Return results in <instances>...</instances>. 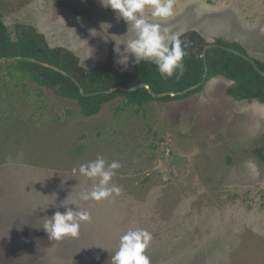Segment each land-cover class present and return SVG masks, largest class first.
<instances>
[{
  "label": "rangeland",
  "instance_id": "1",
  "mask_svg": "<svg viewBox=\"0 0 264 264\" xmlns=\"http://www.w3.org/2000/svg\"><path fill=\"white\" fill-rule=\"evenodd\" d=\"M173 16L171 33L238 42L264 63V0H175ZM0 20L12 36L16 24L34 27L86 72L114 49L115 67L134 70V33L101 0H0ZM229 85L212 77L189 97L142 107L119 96L85 118L76 102L2 71L0 264H111L129 229L151 233V264H264V164L253 154L264 151V105L235 101ZM98 155L121 164L110 181L121 193L85 202L93 182L72 169ZM63 201L91 220L57 241L42 226Z\"/></svg>",
  "mask_w": 264,
  "mask_h": 264
},
{
  "label": "trees",
  "instance_id": "2",
  "mask_svg": "<svg viewBox=\"0 0 264 264\" xmlns=\"http://www.w3.org/2000/svg\"><path fill=\"white\" fill-rule=\"evenodd\" d=\"M61 5L75 16L89 18L87 13L79 11L68 3H61ZM179 36L188 44L187 55L183 59L185 70L179 78L176 74L171 78H164L154 64L144 61L135 63L132 72L120 71L113 64V50H108L106 59L96 65L93 70L87 71L86 78L80 79L73 73V70L78 68L79 61L71 51L62 47H50L45 37L32 26L16 24L12 36L0 20V59L32 58L68 73L76 82L53 70L24 61H0V73L5 71L7 76L14 80H29L40 87L53 90L63 99L76 102L81 115L85 118L94 117L101 111L103 105L119 96L125 99V107H142L152 101L167 102L183 99L199 92L212 77H223L231 82V85L226 88V94L235 101L248 103L257 101L264 105V76L257 72L248 61L221 49V46L234 49L248 56L240 43L227 42L220 38L208 43L196 31H189ZM208 44H214L217 47L208 49L205 59H202L200 57L202 50ZM251 59L264 73V63ZM205 68H207L205 83L195 91L176 98H153L145 87L132 92L100 93L117 87L130 89L141 84L147 85L155 94L178 93L200 83ZM57 86H59L58 89ZM79 87L87 96L80 94ZM253 154L264 164L262 149L254 150Z\"/></svg>",
  "mask_w": 264,
  "mask_h": 264
},
{
  "label": "clouds",
  "instance_id": "3",
  "mask_svg": "<svg viewBox=\"0 0 264 264\" xmlns=\"http://www.w3.org/2000/svg\"><path fill=\"white\" fill-rule=\"evenodd\" d=\"M101 3L116 12L117 17L126 22L128 29L131 27L134 37L127 42L125 53H130L136 64L141 61L150 62L164 78H171L174 74L177 78L183 75L187 41L156 22L174 15L175 0H101ZM123 57L120 63L127 67L128 55ZM120 167L118 161L108 162L99 155L94 160L73 167V175L83 176L93 182L90 190L85 189L79 193V199L99 202L119 195L121 188L110 184V181ZM70 203L75 204L77 210L67 208ZM61 206L66 210L63 213L56 211L47 217L42 226L47 237L57 241L64 237H77L81 223L91 220L90 213L81 210L74 201H63ZM151 240L152 235L147 230L129 229L120 236L111 264H151L145 254Z\"/></svg>",
  "mask_w": 264,
  "mask_h": 264
},
{
  "label": "water",
  "instance_id": "4",
  "mask_svg": "<svg viewBox=\"0 0 264 264\" xmlns=\"http://www.w3.org/2000/svg\"><path fill=\"white\" fill-rule=\"evenodd\" d=\"M212 47H217V45H214V44H208V45H206V46L203 48V50H202V54H201L200 57H201L202 59H205V53H206V51H207L208 49L212 48ZM221 49H224L225 51H227V52H229V53H232V54H234V55H237V56L241 57L242 59L248 61L249 63L252 64V66L254 67V69H255L257 72H259L262 76H264V73L261 72V71L257 68L256 64L254 63V61H253L250 57H248V56H246V55H243V54L239 53L238 51H236V50H234V49L225 48V47H222V46H221ZM0 61H2V62H6V61H7V62L24 61V62H29V63L37 64V65L43 66V67H45V68H48V69H50V70H53L54 72H57V73H59V74H62V75L65 76V77L71 78L74 82H76L75 79L72 78V76L69 75L68 73H66V72H64V71H62V70H60V69H58V68H56V67H54V66H52V65H49V64L44 63V62L37 61V60L32 59V58H26V57H13V58H7V59H0ZM73 73L76 74V75H78V77H79L80 79H84V78H86V77L88 76V75H87V72H86L85 70H83L82 68H80V67L75 68V69L73 70ZM206 77H207V68H205V73H204L203 78H202V81H201L200 83H198V84H196V85H194V86H192V87H189V88H187L186 90H184V91H182V92H178V93L155 94V93H153L152 90H151L147 85H145V84H141V85H139V86H137V87L130 88V89H125V88H123V87H117V88L109 89V90H107V91H103V92H100V93H101V94H110V93L115 92V91L132 92V91H136V90H138V89H140V88L145 87V88L148 90L149 94H150L153 98H157V99H158V98H163V97L176 98V97L184 96V95H186L187 93L193 92V91H195L196 89H198L199 87H201V86L205 83ZM56 88L58 89L59 86H57ZM79 91H80V94H81V95L87 96V95L84 94L82 88L79 87Z\"/></svg>",
  "mask_w": 264,
  "mask_h": 264
},
{
  "label": "crops",
  "instance_id": "5",
  "mask_svg": "<svg viewBox=\"0 0 264 264\" xmlns=\"http://www.w3.org/2000/svg\"><path fill=\"white\" fill-rule=\"evenodd\" d=\"M173 17H176L177 18V16H173ZM178 18H180V15H178ZM170 20L171 21H174V18H170ZM156 22H159V23H161V25H162V27H165V20H163V21H156ZM179 23V22H178ZM177 23V24H178ZM174 28H175V26H174ZM114 51H115V49H114ZM113 51V60H114V57H115V52ZM114 62V61H113ZM114 64V66H115V63H113ZM122 71H125V70H122Z\"/></svg>",
  "mask_w": 264,
  "mask_h": 264
}]
</instances>
